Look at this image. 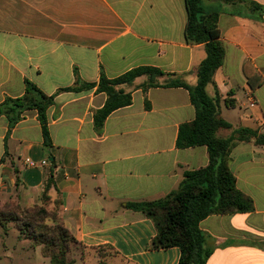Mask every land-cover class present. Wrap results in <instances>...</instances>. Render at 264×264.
Returning a JSON list of instances; mask_svg holds the SVG:
<instances>
[{
    "label": "crops",
    "instance_id": "0c3cea01",
    "mask_svg": "<svg viewBox=\"0 0 264 264\" xmlns=\"http://www.w3.org/2000/svg\"><path fill=\"white\" fill-rule=\"evenodd\" d=\"M232 1L204 2L206 11H220L225 47L214 76L221 117L232 125L218 131L222 138L238 128L264 134V13L252 5L264 6V0ZM187 22L185 0H0V103L23 96L26 80L55 97L47 111L50 146L36 110L26 111L9 134L7 118L0 117V161L9 154L0 163V199L15 191L14 167L27 198L39 196L52 176L60 217L83 247L74 264L180 260L178 247H152L155 222L128 203L163 198L179 187L184 172L209 164L206 146H177L180 126L196 118L190 92L143 88L147 77H140L122 86L132 103L97 131L94 113L106 93L97 86L62 89L76 86L77 77L98 84L103 74L112 79L140 66L173 74L161 83L180 78L195 85L206 51L186 40ZM227 97L234 106L226 105ZM230 167L254 209L200 222L213 246L207 264H264V145L236 142Z\"/></svg>",
    "mask_w": 264,
    "mask_h": 264
},
{
    "label": "trees",
    "instance_id": "16d2710c",
    "mask_svg": "<svg viewBox=\"0 0 264 264\" xmlns=\"http://www.w3.org/2000/svg\"><path fill=\"white\" fill-rule=\"evenodd\" d=\"M206 0H185L188 22L185 29L186 40L190 44H204L206 58L198 66L195 85H189L182 79L161 83L164 76L173 75L152 66H140L129 70L116 78L104 74L98 84L85 83L77 77L76 86L64 88L63 91L90 90L97 86L98 92H104L107 100L104 106L94 113V124L101 131L107 117L115 110L129 106L132 94L122 87L132 85L138 78L147 77L143 88L155 86L184 87L190 92L191 102L196 109V118L180 126L177 146L189 148L206 146L209 164L206 167L184 172L179 187L167 196L155 199L128 203V208L143 212L156 225L157 234L152 241L155 249L178 247L181 257L178 264H207L213 253L210 237L200 229V222L210 215L249 212L254 209L253 200L237 188L236 177L230 167V152L236 142L252 141L264 145V134L250 128H238L228 138L218 136L220 129H231L232 125L221 117V95L214 76L223 65L225 47L219 29L220 11L208 12L204 8ZM226 3L232 0H220ZM256 10L264 13V6L253 2ZM212 89V90H211ZM55 97L45 94L33 82L25 81V94L21 97H7L0 103V117L5 116L9 131L15 127L29 110H36L40 121L45 145H51L47 111L54 104ZM227 106H234L232 100L225 99ZM147 107H149L147 103ZM9 154L1 159L3 163ZM15 190L22 182L18 168L14 167ZM54 187L52 176L44 185V195L50 196ZM60 208V201L57 197ZM2 217L8 216L0 212ZM5 219V218H4ZM8 219H14L9 216ZM63 223V222H62ZM5 228V225H3ZM57 237L48 240L43 238V255L49 258L50 264H74L67 259V241L81 246L70 234L64 223L56 231ZM35 239H37L35 237ZM56 248L51 250V248ZM51 250V251H50Z\"/></svg>",
    "mask_w": 264,
    "mask_h": 264
},
{
    "label": "rangeland",
    "instance_id": "374dc122",
    "mask_svg": "<svg viewBox=\"0 0 264 264\" xmlns=\"http://www.w3.org/2000/svg\"><path fill=\"white\" fill-rule=\"evenodd\" d=\"M43 191L37 197L27 198L20 187L0 199V212L14 218L2 217L5 228L0 224V264H50L49 258L43 255L44 245L40 240L56 238V231L63 221L57 197L51 192L46 196ZM65 248L68 260H74L83 252V247L70 241L66 242ZM88 264H94L93 258Z\"/></svg>",
    "mask_w": 264,
    "mask_h": 264
},
{
    "label": "built area",
    "instance_id": "2783aa9c",
    "mask_svg": "<svg viewBox=\"0 0 264 264\" xmlns=\"http://www.w3.org/2000/svg\"><path fill=\"white\" fill-rule=\"evenodd\" d=\"M27 161L32 166H35L36 165V163L34 161L30 160V159H28ZM42 164H46V161H43Z\"/></svg>",
    "mask_w": 264,
    "mask_h": 264
},
{
    "label": "water",
    "instance_id": "95a60500",
    "mask_svg": "<svg viewBox=\"0 0 264 264\" xmlns=\"http://www.w3.org/2000/svg\"><path fill=\"white\" fill-rule=\"evenodd\" d=\"M51 160H52V158H51Z\"/></svg>",
    "mask_w": 264,
    "mask_h": 264
}]
</instances>
